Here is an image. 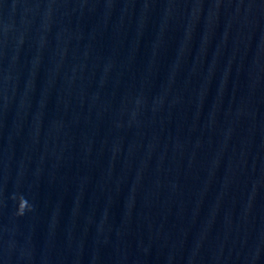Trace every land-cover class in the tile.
I'll return each instance as SVG.
<instances>
[{
	"label": "water",
	"instance_id": "water-1",
	"mask_svg": "<svg viewBox=\"0 0 264 264\" xmlns=\"http://www.w3.org/2000/svg\"><path fill=\"white\" fill-rule=\"evenodd\" d=\"M0 264H264V0H0Z\"/></svg>",
	"mask_w": 264,
	"mask_h": 264
},
{
	"label": "clouds",
	"instance_id": "clouds-1",
	"mask_svg": "<svg viewBox=\"0 0 264 264\" xmlns=\"http://www.w3.org/2000/svg\"><path fill=\"white\" fill-rule=\"evenodd\" d=\"M31 207L28 202L21 196L19 198V205H18V215H24L26 211H30Z\"/></svg>",
	"mask_w": 264,
	"mask_h": 264
}]
</instances>
